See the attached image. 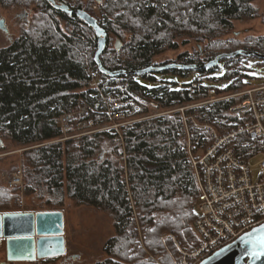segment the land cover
<instances>
[{"label":"trees","instance_id":"obj_1","mask_svg":"<svg viewBox=\"0 0 264 264\" xmlns=\"http://www.w3.org/2000/svg\"><path fill=\"white\" fill-rule=\"evenodd\" d=\"M21 1L0 0V7L8 8ZM29 1L34 16L38 12L39 17L10 45L0 49V135L25 148L56 142L23 153L25 193L36 195L51 207L61 208L69 199L80 206L109 212L116 235L104 250L109 259L100 264L152 263L140 247L135 213L144 232V243L157 257L162 253L161 237L167 231L177 235L187 232L196 241L191 230L196 211L190 201L198 197L199 189L181 115L173 113L123 126L120 135L104 131L57 142L62 137L56 124L61 115L79 109L82 104L88 106L93 123L98 124L106 114L103 98L107 93L90 87L86 68L90 66L103 79L108 77L95 64L98 40L90 26L75 14L53 9L46 0ZM255 1L98 0L102 17L97 18L93 13L95 2L84 7L81 0H55L73 11H85L106 32L107 45L100 58L103 68L133 73L152 67L157 63L153 61L156 56L192 42L208 45L204 49L198 47L196 54L185 51L179 56L183 63L176 64L205 66L219 55L235 52L217 54L214 46H220L234 22L256 20ZM112 36L121 43L120 51L115 44L113 47ZM243 43L242 49L236 51L264 52V37ZM201 51L207 56L204 59L200 58ZM107 52L115 55L121 52L125 58L118 54L106 60ZM241 58L226 60L221 68L195 72L198 75L223 72L220 78L227 82L237 78L223 87L200 83L193 90L191 84L180 89L167 80H162L165 85H160L153 74L142 77L128 74L121 78L125 80L128 95L137 102L148 100L170 110L191 103L193 93L214 89L216 94L224 95L250 86L248 79L243 80L250 75L239 77V71L232 72ZM162 74L185 79L187 71L169 70ZM239 102L240 99L232 98L187 113L198 114L201 122L218 129L221 126L231 129L238 121L230 110ZM223 121L235 125L228 127L221 124ZM193 133L194 151L202 150L204 154L208 142L202 134L195 130ZM106 141H112L113 147H105ZM247 142L243 136L237 145L239 155L244 157H248L250 150L242 146ZM4 195L0 194V210L7 209L5 199L11 200L8 193Z\"/></svg>","mask_w":264,"mask_h":264},{"label":"rangeland","instance_id":"obj_2","mask_svg":"<svg viewBox=\"0 0 264 264\" xmlns=\"http://www.w3.org/2000/svg\"><path fill=\"white\" fill-rule=\"evenodd\" d=\"M81 1L84 7H87L90 3L95 2L93 13L97 18H99V16L102 17V15H100L101 12L99 11V7L97 6L98 0ZM102 1L103 0H99V2ZM32 6L33 5L31 1L22 0L21 2H19V4L11 5L8 8L0 7V21H5V25L7 26L8 31V33H6L0 28V49L10 45L11 42H13L20 36L23 30L28 29L31 26L32 22L36 20L35 18L39 17L38 12L34 16V13L32 12L34 11V7ZM254 6L258 9V17L256 18V20L253 19L234 22L232 29L222 37L221 40L223 42H221L220 46H214V52H216L217 54L224 51L233 50L236 52V50L242 49L241 44L243 42L247 43L248 41L251 42L259 37H264V0L255 1ZM112 38L114 47V44L116 45L117 42L115 41V36H112ZM127 40L129 41V37H127ZM233 40L236 41V44L231 45V41ZM200 45L202 47L199 46L198 43L192 42L189 45L180 46V48L176 51L169 50L162 55L156 56L153 61L159 63V65L169 64L172 62L183 63V61H179L180 54L184 53L185 51L196 54L198 47L204 49V47H206L208 44L201 43ZM118 54L120 57L125 56L121 52L117 53L116 55L111 52H107L104 59H114L116 56H118ZM262 54H264V52H262ZM199 55L200 58L203 59L207 57L203 51H201ZM233 71L234 73H237V71H239L241 73L239 74V77H244L242 76V74L250 75V78H245L243 80L247 81L248 79L247 83L251 87L264 86L263 60L243 57L239 60L238 66H236L232 70V72ZM86 72L88 75H91V77L88 76L90 78V87L96 89L99 88L101 91L107 93L105 95V98H103V102H105L106 105V114L97 121L98 124L94 123V128L92 129L94 133H90L89 135L104 131L117 133L120 135V133H122L121 129L123 128V126L128 127L130 125H133L134 123L136 124L137 122H142L159 116H168L172 115L173 113H178L181 115L182 122L184 123L188 152H191L192 150V157L195 159L202 156L204 151H197L196 149L194 151L195 145L192 142V140L194 139L193 130L200 133L198 135L202 134L204 139L208 142V147L206 148L208 149L214 141L211 133L216 132L218 133V136H223L231 132L233 129L236 130L238 126H244L242 122L238 121L235 122V124L237 125L235 126V128L229 129L221 126L218 129L211 123L201 122L198 118V114H188L187 112L191 109H208L213 104L229 97L240 99V96L238 95H241L242 93L247 91L248 87L250 86L242 87L239 90H235L233 92H230L229 94L224 95L216 94V91L214 89H209V91H207L206 93H193V101L191 103L177 105L173 109L166 110L160 108L155 102H150L148 100L145 102H137L136 99L130 97L127 93L125 80H123L122 78L103 79V77H101L102 75L97 73V71L93 70L90 66L86 68ZM222 74L223 72H216L215 74L198 75L195 73V71H189L187 72L185 79H181L173 75H164L162 73L153 75L157 77L156 81L160 85H165L162 84L161 81L167 80L170 81L172 85H176L177 88L180 89H183L185 84H191V87L189 85L188 86L192 90L194 88L193 86H199L200 83L213 85L216 87H223L228 83H234L237 79L234 78L227 82V79L220 78ZM91 81L96 82V84L92 86ZM81 107L88 108V106H86L85 104L79 106V109ZM221 124L227 125L228 127L235 125L234 123H228L227 121H223L221 122ZM78 135L82 134L78 133ZM242 137L243 136L238 137L234 141L235 146L239 144ZM0 140L3 144L1 145L0 143V194L2 196H5L4 194L8 193L11 197V200L9 201H7V199L4 200V203L7 205V209L0 210V214L4 215V213L7 214V212L38 213L60 211L63 212L65 221L66 254L64 256L37 260L33 262H15L11 264H100L109 259L110 256L104 250H106L107 243L110 241V239H112L116 235L114 228V219L109 212L97 210L84 205L80 206L77 202L69 199L65 200L64 206L61 208L48 206L47 204H45V201L40 200L36 195L28 196L25 193L23 180L19 185L13 182L16 186H13V188L10 187V180H13V175L17 172L22 171L23 153L27 150H30L31 148L48 145L49 143L53 144L56 141L39 146L25 148L16 146L15 144L8 141L6 137L3 138L1 135ZM104 143H106L105 147H107L108 149L113 147L112 141H106L103 142V144ZM242 146L247 145L244 144ZM258 160L259 159H257V161ZM257 161H255L254 163H256ZM259 174L260 170L258 168H254L253 177H255L256 179ZM2 189L6 190L7 192H1ZM195 201L196 198L191 200L190 203L193 202L195 205ZM134 217L136 220L140 247L145 252L147 258H149L153 264H180L182 254L192 251L194 246H196L197 240L195 241L194 238L195 242L192 241L188 237V235L190 234H187V232H180V234L178 233L177 235V233L173 231H167L163 233L161 237L162 253L160 254L161 256L157 257L156 255L150 253L149 249L146 247L143 237L144 232L140 228L136 213L134 214ZM191 230L193 231V224H191ZM5 242V239H0V264H5L8 262ZM162 255L166 257L161 259L163 257ZM152 263L149 262V264Z\"/></svg>","mask_w":264,"mask_h":264},{"label":"built area","instance_id":"obj_3","mask_svg":"<svg viewBox=\"0 0 264 264\" xmlns=\"http://www.w3.org/2000/svg\"><path fill=\"white\" fill-rule=\"evenodd\" d=\"M95 84L91 81L92 86ZM238 96L240 102L230 113L244 126L223 136L211 133L213 144L198 158L189 152L199 189L193 223L197 242L192 251L182 254L180 264H201L264 224V86H250ZM90 114L89 108L81 107L61 115L56 120L62 131L58 142L94 133ZM241 136L247 137L248 157L239 155L234 145ZM254 168L260 170L256 179ZM22 179V171L15 173L10 187L21 184Z\"/></svg>","mask_w":264,"mask_h":264},{"label":"water","instance_id":"obj_4","mask_svg":"<svg viewBox=\"0 0 264 264\" xmlns=\"http://www.w3.org/2000/svg\"><path fill=\"white\" fill-rule=\"evenodd\" d=\"M53 9L66 14H75L80 21L90 26L98 40V50L95 64L101 74L108 78H121L124 75L142 77L145 74H161L169 70L197 71L222 66L223 62L238 57L256 58L264 61V54L239 50L230 54L217 56L205 66L180 65L170 63L152 67L137 72H110L103 68L101 56L107 45V34L99 26L97 20L83 10L73 11L65 5L56 4L55 0H46ZM0 28L8 33L5 21H0ZM117 42L115 48L121 49ZM2 141L0 140V143ZM1 145H3L1 143ZM64 214L57 213H18L0 214V239L7 240V254L10 262L35 261L56 258L66 254V240L63 236ZM201 264H264V224L240 237L237 241L205 259Z\"/></svg>","mask_w":264,"mask_h":264},{"label":"flooded vegetation","instance_id":"obj_5","mask_svg":"<svg viewBox=\"0 0 264 264\" xmlns=\"http://www.w3.org/2000/svg\"><path fill=\"white\" fill-rule=\"evenodd\" d=\"M57 212H59V211H52V212H49V213H57ZM30 213H34V212H30ZM41 213H48V212H38V213H35V214H41ZM4 214H6V213H4ZM7 214H18V213H9V212H7ZM63 236H65V221H64V226H63ZM6 242H7V240H6ZM5 242V243H6ZM6 253H7V243H6ZM7 263H5V264H11V263H15V262H10L9 260H8V255H7ZM35 261H37V259L35 260ZM21 262H33V261H21ZM4 264V263H3Z\"/></svg>","mask_w":264,"mask_h":264},{"label":"bare ground","instance_id":"obj_6","mask_svg":"<svg viewBox=\"0 0 264 264\" xmlns=\"http://www.w3.org/2000/svg\"><path fill=\"white\" fill-rule=\"evenodd\" d=\"M160 66V65H159ZM163 66V65H162Z\"/></svg>","mask_w":264,"mask_h":264}]
</instances>
